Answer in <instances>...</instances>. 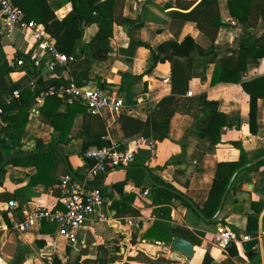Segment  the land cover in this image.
<instances>
[{"label": "crops", "instance_id": "0c3cea01", "mask_svg": "<svg viewBox=\"0 0 264 264\" xmlns=\"http://www.w3.org/2000/svg\"><path fill=\"white\" fill-rule=\"evenodd\" d=\"M189 1L193 5L186 10V6L179 5L176 0H125L123 18H142L143 24L130 30L128 22H115L110 50L94 51L101 54L95 58L91 57V49L84 51L83 47L90 44L100 26L97 22L87 24L78 46L79 57L67 65H58L54 71L47 69V56H43L38 45L31 46L24 37L20 52L28 57V62H35L48 82L75 79L89 65V79L103 80L110 94L122 98V109L116 111L107 107L99 114L105 122L111 142L125 146L141 135L126 136L122 115L145 122L152 111L158 108L162 115L169 116L170 122L168 137L158 140L154 150L144 147L133 163L90 177L86 174L87 159L81 154L85 139L83 125L90 122L85 116L84 104L65 99L58 110L70 112V116L53 124L50 112L41 113L40 107L44 100L37 99L32 104L33 116L25 127L21 145L5 156L12 155L10 159L29 156L47 148L55 151L39 158L7 163L5 171L0 173V264H52L54 257L67 264H158L134 258L139 253H145L155 260L168 261L162 264H264V236L261 234L264 232V205L260 211H256L253 205L264 203V165L257 170L244 169L236 175L231 187L238 189L230 188L216 223H211L210 219L201 215V220L188 222L185 218L187 207L179 198L184 195L190 199L200 213L208 198L218 163L239 158L240 149L237 144L241 145L250 159L264 150V98L257 102V128L253 132L250 125V95L242 84L212 83L216 61L226 59L239 48L243 32L242 25L231 16L229 0H219L225 25L217 34L215 61L205 68V78L198 75V61H193L191 65L183 57L153 66V51H158L165 41L180 42L191 35L204 47L210 45L209 38L200 31L196 22L187 21L181 25V19L175 21L177 18L172 17L174 11L185 13L194 7H204L203 0ZM254 3L255 9L248 21L250 26L247 31H262L264 21L260 9L264 6V0H254ZM72 7L70 2L61 7L56 12L58 18L65 17ZM38 11V7L33 8V13ZM4 34L5 22L0 11V65L7 62L13 69L8 78L18 81L28 70L12 65L18 58L17 49L10 44H3ZM54 41L56 43L55 38ZM42 62H45L43 66ZM189 65L192 78L186 82ZM31 69H34L33 66ZM263 74L264 61L251 62L247 65L245 79ZM166 79H170L169 82ZM201 93H206L210 100L218 102L219 110L232 121V126L223 130L216 152L205 154L197 166L191 156L197 148L198 140L189 134L193 130L194 119L176 111L175 107L178 102ZM55 107L56 104L50 102L49 109L54 111ZM2 127L0 123V130ZM131 128L134 132L137 126ZM37 141H41L43 147L38 148ZM37 163L44 167L40 172ZM177 169L183 173L175 178ZM67 173L75 177L78 174L83 183L80 182L86 187L103 189L107 215L122 223L126 218L135 217L140 220V227L131 228V234L125 235L122 228L99 221L94 215L79 230L75 244L58 235L56 230L52 234L41 233V224L30 231L18 232L14 222L23 219L30 210L40 207L63 209L54 186ZM163 183L172 184L173 193L162 189L166 188ZM154 185L160 188L155 190ZM145 191L148 193L144 194ZM168 199H171V203H166ZM155 200L165 202L157 203ZM9 201H15L17 207H9ZM114 201L118 202L120 212L113 207ZM163 206L170 207L166 215L160 210ZM251 213L258 219L259 240L251 249L248 242L238 244L239 254L230 256L228 248H221L213 242V234L222 225L239 235L247 233ZM191 220L194 218L191 217ZM155 222L160 223L159 229L151 231ZM171 226L183 227L185 230L174 232ZM176 236L194 244L195 253L192 258L171 251Z\"/></svg>", "mask_w": 264, "mask_h": 264}, {"label": "trees", "instance_id": "16d2710c", "mask_svg": "<svg viewBox=\"0 0 264 264\" xmlns=\"http://www.w3.org/2000/svg\"><path fill=\"white\" fill-rule=\"evenodd\" d=\"M125 0H13V2L19 6L25 19H33L37 24L42 27L47 33H49L56 40V46L62 53L72 56L79 57L78 46L83 39L84 28L87 24L97 22L100 29L96 36L92 39L90 44L84 45L83 50H90L91 53L98 50L109 51L110 50V38L113 34V25L115 22L124 24L128 22L130 30L141 26L143 24L142 18L131 20L123 18L122 10ZM179 5L186 6L188 10L193 2L189 0H176ZM72 4V10L62 19H59L56 12L66 5L67 3ZM203 8L194 7L192 10L174 11L172 13L175 21L181 19V25L187 21H194L197 27L202 33H204L210 40V45L204 47L191 35H187L182 41L169 40L163 42L158 51H153L154 54V67L159 63L171 61L174 62L176 57H183L189 60V63L198 61L197 66L200 68L198 75L205 78V68L210 62L215 61L216 48L215 40L217 34L222 26L225 25L222 21L219 0H203ZM229 9L231 16L238 20L243 27L241 38L239 39V48L234 53L228 56L226 59H220L216 61L215 69L213 73L212 83L217 82H235L241 83L245 91L250 95V125L253 132H256L257 128V102L258 99L264 98V74L251 79H245V72L247 65L251 62H263L264 61V29L262 31H247L250 26L249 19L253 15L255 4L254 0H229ZM258 7L260 5L257 4ZM38 7V13H33V8ZM260 14L264 21V6H261ZM185 9V8H184ZM174 21V20H173ZM25 33L20 27H16L11 35L4 34L3 44H10L17 49V57L25 58L26 64L21 67L28 70L26 75L18 81H12L8 77L12 68L5 62L0 65V109L2 110V119L4 126L0 130V166L3 164L4 157L10 153L12 149L21 145V140L25 131L27 123L33 116L32 104L37 100L33 96L30 88L31 80L39 76L40 85L42 89L47 88V83L59 84L61 81H47L42 76V71L35 66V62H28L26 56L20 52L21 44L24 40ZM2 46V41L0 42ZM198 58L195 60V58ZM45 62H42V66ZM33 66L34 69H31ZM89 66V65H88ZM84 67L82 74L75 77V80L79 84H83L85 80H88L89 67ZM190 65L185 75V81L189 82L192 78L190 72ZM151 71V70H150ZM148 71L147 73H149ZM106 87L105 83L103 85ZM15 90H19V96L13 97L8 103L6 98L12 96ZM67 97H62L59 94L51 95L45 98L43 105L40 107L41 113L50 112L52 114L51 122L56 124L59 119H67L70 116L69 113L60 112L59 106L64 103ZM52 100V101H51ZM50 102L55 103L56 107L54 111L49 109ZM78 102V101H73ZM72 107V106H71ZM70 107V111H72ZM86 110L85 116L90 120L88 123H84L83 132L85 139L83 140L81 154L85 156L88 149L93 147H109L112 142L108 138V133L104 120L99 115H93L88 112L87 107L83 106ZM176 111L183 112L190 115L194 119L193 130L189 132L198 140L197 148L192 154L191 158L198 166L201 159L205 154L215 153L217 146L221 141V136L225 128L232 126V121L227 119L226 115L219 110L218 102L210 100L206 93H201L190 99H184L182 102H178ZM123 129L127 137L141 134L146 137H152L156 141L164 140L168 137V127L170 118L169 116L162 115L160 109L155 108L150 117L144 122L131 118L127 115L121 116ZM133 123V124H131ZM135 125L137 128L133 132L131 127ZM58 127V126H57ZM10 140V141H9ZM37 147H43L41 141H37ZM119 148H124L122 143L116 142ZM240 149V155L237 160L234 161H220L217 166L216 173L213 177L212 184L210 186V192L204 206L200 209L205 219H210L211 223L218 222L219 218H214L219 207L221 200L229 186V183L235 174V172L247 164L251 163L254 159H258L264 156V150L257 152L253 158H249L246 151L237 144ZM55 151L52 148L43 149L37 154L29 156H16L8 162V164L18 163L20 160H26L31 158H39L46 153ZM87 164L92 165L93 159L87 158ZM264 165V159L259 163L250 166L249 170H257ZM5 165L0 173H3L6 169ZM39 172L42 171V164H38ZM200 168V167H199ZM244 170V169H242ZM241 170V171H242ZM181 169L176 170L178 174H182ZM75 177L77 180L78 174ZM165 187H161L169 193H173V185L170 183H163ZM186 186H189L188 182H185ZM55 192L60 197V181L56 183ZM160 188L158 185H154V189ZM232 190L238 189V187H231ZM104 195V191L101 188ZM173 195V194H172ZM105 196V195H104ZM174 196H177L174 194ZM187 207L186 220L199 221L201 216L198 208L188 199L187 197L179 196ZM155 202H165L164 200H155ZM166 203H171V199H168ZM256 211H260L264 203L260 205L253 204ZM113 207L120 212V206L118 202L114 201ZM163 215H166L170 211V207L163 206L160 208ZM191 217L194 220H191ZM258 219L254 216V213L249 214V221L247 227V233L253 235L255 238L248 242L250 249L257 242ZM159 222H155L151 231L159 229ZM56 223L51 221H43L40 229L41 233H54L56 230ZM174 232L185 230L183 227L171 226ZM189 231V230H188ZM39 243L41 241L39 240ZM230 256H236L239 254L236 244H232L228 247ZM134 258L140 259L145 262L167 263L166 259H153L145 253H139ZM52 264H67L63 263L58 257H54ZM126 264V263H122ZM162 264V263H161Z\"/></svg>", "mask_w": 264, "mask_h": 264}, {"label": "built area", "instance_id": "2783aa9c", "mask_svg": "<svg viewBox=\"0 0 264 264\" xmlns=\"http://www.w3.org/2000/svg\"><path fill=\"white\" fill-rule=\"evenodd\" d=\"M0 11L3 14L5 22V34L11 35L16 27H20L26 40L31 46L38 45L43 56H47L46 67L54 71L58 65H67L70 61L77 59V56H68L58 50L54 38L47 33L33 19H25L22 9L17 6L13 0H0ZM26 64L25 58H17L12 65L23 67ZM170 79H166L169 82ZM40 77H34L30 82L32 94L37 99L43 101L46 97L59 94L67 97L70 101L83 103L88 112L93 115H99L107 107L113 110H120L124 103L121 97L110 94L104 87L103 80L88 79L83 84H79L75 79L61 81L59 84L47 83V88L42 89ZM19 96V90H15L12 96L6 98L9 103L13 97ZM0 123L4 126L1 117ZM228 129V128H227ZM157 141L152 137L139 135L132 143L119 148L116 143L109 147H93L86 151L85 157L93 159V164L86 167V174L90 177H96L107 173L110 169L126 166L134 162L136 156L144 147L156 148ZM61 195L59 200L63 209L53 207H40L30 210L23 219L14 222V228L20 232H27L39 226L43 221L56 223V233L66 238L71 244L78 240L79 230L94 215L99 221L111 223L113 226L123 229L125 235L131 231V228L140 227V220L132 217L121 220L113 218L106 214V200L99 187H86L72 174L67 173L60 179ZM145 191L144 194H147ZM8 206L17 207L15 201H9ZM131 234V233H129ZM264 236V232L261 233ZM255 237L249 233L239 235L226 226H220L213 234V242L221 248L227 249L232 244H240L252 241ZM258 239V238H257ZM259 240V239H258Z\"/></svg>", "mask_w": 264, "mask_h": 264}, {"label": "water", "instance_id": "95a60500", "mask_svg": "<svg viewBox=\"0 0 264 264\" xmlns=\"http://www.w3.org/2000/svg\"><path fill=\"white\" fill-rule=\"evenodd\" d=\"M90 54H91V57H92V58H95L96 56H101L100 52L97 53V54H96V53H91V50H90ZM26 154H28V153H26ZM11 157H12V155L5 156L4 162H3V164L0 166V170H1V169H2V168L8 163V161H9V159H10ZM263 159H264V157H262V158H260V159L253 160L251 163L247 164L246 166L242 167L241 169H239V170H237V171L235 172V174L233 175V177H232V179H231V181H230V183H229V186H228V188H227V190H226V192H225V194H224V196H223V198H222V200H221L220 207H219V209H218V211H217V213H216V215H215L214 218H217V217L220 215L221 210H222V208H223V205H224V203H225V199H226V197H227V194H228L229 191H230V188H231V186H232V183H233V181H234L236 175H237L242 169L249 168L250 166L259 163V162H260L261 160H263ZM79 181H81V180H79ZM81 182L83 183V181H81ZM200 215L204 218V215H203L201 212H200ZM208 221H209V220H208ZM171 251H172L173 253H175V254H180V255H182L183 257H186V258H188V259L192 258L193 255H194V253H195L194 244H193L191 241L186 240V239H183V238L178 237V236L174 237V239H173V243H172V246H171Z\"/></svg>", "mask_w": 264, "mask_h": 264}]
</instances>
